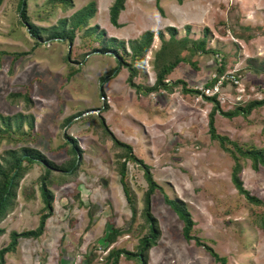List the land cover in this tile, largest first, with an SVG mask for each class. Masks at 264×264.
I'll use <instances>...</instances> for the list:
<instances>
[{
  "label": "rangeland",
  "instance_id": "obj_1",
  "mask_svg": "<svg viewBox=\"0 0 264 264\" xmlns=\"http://www.w3.org/2000/svg\"><path fill=\"white\" fill-rule=\"evenodd\" d=\"M114 1L72 0V6L64 9L55 7L52 0H28L30 23L45 29L95 2L97 12L89 26L106 33L94 41L79 31L73 45L43 38L40 46L28 26L21 24L20 0L0 2V116L22 114L34 121L33 128L28 120L24 122V135L15 131L14 139H0V157L6 151L29 147L56 165L67 166L74 158L67 137L82 150L75 178L56 174V183L49 186L54 195L53 215L43 237L20 239L17 250L6 255L5 264H63L65 252L70 254L66 260L70 264H106L113 249L137 252L139 240L149 231L144 216L149 186L144 170L127 162L132 206L119 173L125 159L118 157L121 152L105 132L102 119L150 167L165 194L187 205L195 223L194 236L227 258L228 264H264V205L249 203L233 185L234 159L209 134L213 105L200 96L183 95L181 85L172 93H138L129 84L127 68L112 74L120 66L114 53L96 51L105 45L114 50L111 38L128 45L147 31L162 32L168 40V27L175 28L178 37L194 41L203 39L208 30L207 48L219 54L183 52L189 63H181L168 82L182 80L200 90L215 78L224 58L226 74L238 76L239 84L225 85L205 96L217 95L223 111H232L239 104L264 98V0H126L118 19L122 27L110 21ZM160 48L156 36L149 53L136 63L135 84H155L154 61ZM129 49L123 55L128 63ZM215 118L219 134L240 145L264 148V107L248 118L230 120L220 114ZM241 164L244 188L264 204V167L255 171L251 161L241 160ZM44 174L43 166L34 164L21 181L14 210L0 224L6 230L0 237V250L9 244L12 232L37 229L42 214L48 213L41 191ZM150 210L161 238L150 250L148 264H220L194 240L185 238L183 222L159 190L151 196ZM111 227L126 234L108 246L105 240ZM136 263L124 256L119 261Z\"/></svg>",
  "mask_w": 264,
  "mask_h": 264
},
{
  "label": "trees",
  "instance_id": "obj_2",
  "mask_svg": "<svg viewBox=\"0 0 264 264\" xmlns=\"http://www.w3.org/2000/svg\"><path fill=\"white\" fill-rule=\"evenodd\" d=\"M3 0H0L2 2ZM55 7L58 5L68 8L72 6V0H52ZM159 1V0H157ZM27 2L28 0H20L19 4V13L21 17V24H26L29 28L30 34L36 40V46L41 45V40L47 38V40H55L60 42L68 43L73 45L77 32L85 31V35L92 37L94 41H97V35H102L105 37L106 33L104 31H99L98 27L90 28V21L94 18L97 7L95 2L89 3L85 8H82L76 12L70 19L60 20L59 24L51 28H41L30 23V18L27 15ZM182 2V0H179ZM126 0H115L109 9L110 21L116 27H122L118 23L119 16L125 8ZM190 26L187 28V32H190ZM261 29V28H259ZM264 31V30H263ZM169 39L165 38L164 33L158 32L155 34L152 31L145 32L139 40L130 41L128 45L116 38H111L109 41L112 43V47L115 49L110 50L106 48V45L103 49L96 50L101 54H106L110 51L114 53L119 61V67L116 68L115 72L112 74H118L121 67L127 68L130 72L129 84L141 94L149 96L153 93L159 91H166L169 93L173 92V89L176 86L181 85V93L183 95H194L201 96L206 102L213 105L212 111L209 114V134L213 141H217L220 144V147L227 153L231 155L234 159V167L232 171V183L235 188L238 190V193L246 198V200L255 205L261 206L264 205L263 202L254 197L244 188V184L241 179V173L243 170L241 160H249L252 162V168L255 171L259 170V167H264V148H257L251 145H240L237 142L232 141L227 136L221 135L218 133L216 128V115L220 114L224 118L234 119L237 117L248 118L251 113L257 109L264 107V98L261 100H253L246 105L239 104L235 110L224 112L221 104L217 98V95L214 96H205L201 91L193 88H189L188 84L182 80H178L172 84L168 82V77L173 73V71L181 63H189V61L182 56L183 52L188 51L191 54L202 53V54H215L218 55L215 50L207 48V37L209 36V31L205 30V37L199 41H194L189 36L183 38L178 37V32L175 28L167 29ZM158 36L161 40V48L155 54L154 69L156 75V82L153 86L142 87L134 83V79L138 76L139 71L136 65L137 61H140L146 57V55L151 50V47L154 43L155 37ZM106 40V39H105ZM106 42V41H105ZM127 47L130 48L129 52L131 57V62L128 63L124 59L125 54L128 53ZM112 48V49H113ZM69 58L67 57V60ZM257 61V59H253ZM217 68V74L215 78H212L205 87L213 88L219 80L223 77H226V68L224 64V58L221 59V63ZM76 73L72 71L71 75L73 76ZM236 76V75H235ZM238 78V76H236ZM105 81V80H104ZM225 85H235L232 80L227 76V79H224L223 86ZM19 97L24 98V95L19 94ZM25 100L29 102L28 96L25 97ZM104 110H108V106H105ZM22 114H17L12 117L0 116V139L5 137H11L13 132L17 134H22V126L24 122L29 121L28 124L31 128L34 127L33 118ZM71 122V119L68 120V123ZM102 124L105 128V132L111 137V140L114 142L115 147L120 150L119 158H124V163L119 164L121 183L123 189L127 196V199L130 204H134L133 196L128 184L127 177V162H133L138 164L145 174L149 190L145 195V211L144 216L146 223L148 225V233L139 240V245L137 247V252H130L125 249H113L109 251V254L106 257V264H119L120 257L124 256L127 260H136V264H148L149 262V252L150 250L157 245L158 240L161 238L160 228L157 219L153 216L150 210L151 196L159 190L164 195L165 203L177 214L179 219L183 222V234L187 240H194L196 245L203 247L217 262L220 264H228L227 258L220 257L214 249L209 246L203 239L193 235L194 232V220L188 210L187 205L179 199H171L168 195L165 194L164 189L154 180L153 174L150 171V167L140 159H138L133 154V148L129 144L121 142L118 140L105 125L106 122L102 119ZM19 134V135H20ZM23 138H18L19 141H22ZM68 143L71 144L72 154L74 158L66 166H58L55 163L49 161L42 153L39 151L23 147L20 150H9L4 152L3 156L0 157V224L4 221L10 213L14 210L15 201L17 198V192L20 188V183L25 176L32 169V165L39 164L45 169V174L41 177V191L45 203V209L48 213L42 214L40 217V224L37 229L24 231L21 233L12 232L10 234V242L7 246L0 250V264H5V257L8 254L14 253L17 250L20 239H39L43 237L45 233L46 223L49 218L53 215V204H54V195L53 192L49 189V186L54 185L56 181L54 180V175L56 174H66L67 177L75 178L77 175L78 167L80 165V158L82 155V150L79 148L76 140L67 137ZM65 179V178H63ZM135 213V209H134ZM262 227L264 228V221L262 222ZM108 233L106 238V243L108 246L115 243L118 238L126 234V230L119 228H112ZM6 234V230L0 228V237Z\"/></svg>",
  "mask_w": 264,
  "mask_h": 264
},
{
  "label": "built area",
  "instance_id": "obj_3",
  "mask_svg": "<svg viewBox=\"0 0 264 264\" xmlns=\"http://www.w3.org/2000/svg\"><path fill=\"white\" fill-rule=\"evenodd\" d=\"M227 76H228V78L230 80L233 81V83L235 85H238L239 84V79L236 78V76L234 74H230V75L228 74ZM227 76L226 77H223L221 80H219V82L213 88H207V87L204 86L203 88H200V90L199 89H197V90L201 91L202 94H204V95H205V93L210 94L211 92H215L216 89L223 87L224 79H227ZM200 98H202V97L200 96Z\"/></svg>",
  "mask_w": 264,
  "mask_h": 264
},
{
  "label": "crops",
  "instance_id": "obj_4",
  "mask_svg": "<svg viewBox=\"0 0 264 264\" xmlns=\"http://www.w3.org/2000/svg\"><path fill=\"white\" fill-rule=\"evenodd\" d=\"M111 7V6H110ZM161 45H162V43H161ZM65 257H66V260H67V258H69V256H70V254H68V252H65ZM65 260V258H64V260H63V264H70V262H69V260L68 261H66Z\"/></svg>",
  "mask_w": 264,
  "mask_h": 264
}]
</instances>
